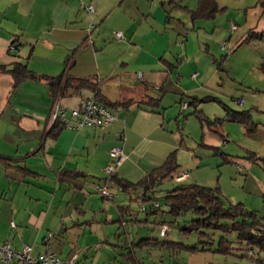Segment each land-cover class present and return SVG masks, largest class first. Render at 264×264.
I'll return each mask as SVG.
<instances>
[{"label":"crops","instance_id":"obj_1","mask_svg":"<svg viewBox=\"0 0 264 264\" xmlns=\"http://www.w3.org/2000/svg\"><path fill=\"white\" fill-rule=\"evenodd\" d=\"M82 4L95 9L91 13ZM168 4L173 8L170 0H0V64L12 68L21 61L39 74L57 75L76 49L74 75H97L109 102L132 101L114 109L118 118L108 127L64 128L53 137L54 101L70 109L93 93L54 98L44 81L29 79L14 88L12 74L0 72V154L11 157L0 162V245L10 240L19 248L33 245L35 254L53 252V239L47 243L44 238L66 225L64 217L73 204L66 194L74 188L76 199L78 191L87 189L89 176L106 172L113 146L127 156L117 169L120 177L132 175L133 167L148 172L164 163L173 144L161 137L164 96L157 107L146 104L158 97L152 90L170 92L175 85L198 91L221 76L214 66L213 72L205 71L198 53L189 52L182 25L171 26ZM91 23L96 28L90 34ZM117 31L123 39L116 37ZM184 80L194 87L186 89ZM92 198L77 201L73 213L85 214ZM75 252L54 253L68 258Z\"/></svg>","mask_w":264,"mask_h":264},{"label":"rangeland","instance_id":"obj_2","mask_svg":"<svg viewBox=\"0 0 264 264\" xmlns=\"http://www.w3.org/2000/svg\"><path fill=\"white\" fill-rule=\"evenodd\" d=\"M176 1L183 6L172 4L171 8L168 4L171 26L182 25L183 40L190 53H198L205 71L214 66L212 69L221 73L201 90L186 92L174 85L163 93L159 110L165 118V133L161 137L173 144L169 154L176 151L180 167L173 175L187 172L188 177L182 181L168 178L159 184L151 195L161 207L151 212L156 202L145 201L141 188L128 193L111 181L112 196L103 198L97 191L98 181L93 179L110 174L102 171L89 176L85 192L78 191L76 199L74 188L66 194L73 204L64 217L66 225L50 232L53 252L74 249L84 255L82 264H264V251L255 248V254H250L236 233L228 234L234 247L231 253L217 251L219 230H192L191 221L196 216L171 213L164 199L173 188L199 183L219 187L226 205L242 202L264 217V39L246 41L252 29L264 33L263 1L217 0L222 10L212 18L194 17L199 0ZM233 25L238 28L233 30ZM183 84L186 89L194 87L191 81ZM152 91L161 95V90ZM194 97L198 101L192 104ZM227 108L249 110L257 129L248 133L242 123L228 120ZM196 110L203 119L221 118V122L209 126L194 113ZM133 169L134 173L124 178L135 183L152 171ZM88 195L93 198L86 205L87 212L74 214V205ZM78 219L84 223L74 224Z\"/></svg>","mask_w":264,"mask_h":264},{"label":"trees","instance_id":"obj_3","mask_svg":"<svg viewBox=\"0 0 264 264\" xmlns=\"http://www.w3.org/2000/svg\"><path fill=\"white\" fill-rule=\"evenodd\" d=\"M170 2L177 6H183L176 0H170ZM221 10L222 8L219 6L217 0H199V6L196 10H193V13L194 17L212 18ZM254 38L264 39V33L252 29L247 33L246 41ZM76 51L77 50L75 49L72 54L68 56L65 61L64 70L57 75L39 74L31 69L28 63L21 61L13 63L12 68H9L8 65L0 64V72L7 71L12 74L14 88L18 87L25 80H41L49 86L54 98L67 97L73 93H80L83 90H89L93 93L96 100L104 103L112 109L119 106L128 107L132 103L131 100H118L115 102H109L107 100L102 92V80L97 75L80 77L71 73V69L75 65ZM261 69L264 72V62L261 64ZM158 90H161V95L146 102V104L153 108L160 105L164 95L163 93L167 91V89L163 87H158ZM181 99V102H183L184 97ZM197 101L198 98L194 97L192 104ZM227 112L228 120L242 123L248 133H252L257 129L258 123L254 121L249 110L239 111L227 108ZM194 113L202 122H206L209 126L221 122V118L215 120L203 119L200 114L201 111L199 113V111L196 110ZM64 128L65 125L62 122L57 121L50 128L49 135L57 137ZM175 153L176 151L170 153L162 165L154 168L137 183L120 177L117 173L111 177L99 178V183L109 184L113 181L128 193L137 191L138 188H141L143 190L142 196L145 201L156 202L151 193L157 191V186L165 179L177 178L181 175H173L180 167ZM252 157L254 158V156ZM261 159L264 162V157ZM9 160H11V157L0 154V162H8ZM77 173L79 177L81 174H83L82 176L84 177L86 176L81 171H77L76 174ZM164 199L171 213H192L196 216L191 221L192 230H219L222 234L219 238V246L216 249L217 251L223 254L232 252L234 247L232 246V241L228 238L229 233H236L237 239L248 246L250 254H255V248L264 251V217H260L257 210L246 208L242 202L226 205L219 193V187L214 188L199 183L184 184L169 190L165 194ZM160 207V203L156 202L155 205H153L151 212H157ZM194 248L200 249L197 246ZM203 249H206V247Z\"/></svg>","mask_w":264,"mask_h":264},{"label":"built area","instance_id":"obj_4","mask_svg":"<svg viewBox=\"0 0 264 264\" xmlns=\"http://www.w3.org/2000/svg\"><path fill=\"white\" fill-rule=\"evenodd\" d=\"M264 1V0H261ZM82 6L86 7L89 12H93L95 7L93 4ZM96 28L94 23H91L88 30L91 32ZM237 25H233V30L237 29ZM116 37L124 38L122 31L116 32ZM91 41L93 39L91 37ZM143 73L139 74L141 78ZM188 107V103L184 104V108ZM118 115L114 109L96 100L94 96H89L81 101L77 107H64L60 100H55L50 112V125L60 121L69 130H81L84 127L105 128L112 125ZM112 157L111 162L105 167V171L110 174L109 177L117 173V169L127 158L124 150L119 146H113L110 150ZM188 177L187 172H183L177 177L178 180H184ZM97 191L105 197H111L112 193L109 190L108 184L98 183ZM158 205V203H157ZM15 227V222H12ZM53 235L49 233L45 238V242H50ZM0 264H79V254L73 253L68 258H61L50 249L46 251L34 253V246L31 244H24L22 247H15L10 240L0 245Z\"/></svg>","mask_w":264,"mask_h":264}]
</instances>
